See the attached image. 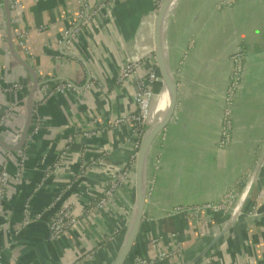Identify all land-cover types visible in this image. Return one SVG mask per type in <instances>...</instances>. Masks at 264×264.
I'll return each instance as SVG.
<instances>
[{"label": "crops", "instance_id": "crops-1", "mask_svg": "<svg viewBox=\"0 0 264 264\" xmlns=\"http://www.w3.org/2000/svg\"><path fill=\"white\" fill-rule=\"evenodd\" d=\"M100 1L71 42V54L62 50L58 40L82 4L93 7ZM228 1L177 0L171 7L163 47L175 78L177 112L165 141L149 159L143 221L127 264L194 260L226 227L231 210L205 212L198 218L184 210L221 203L228 192L238 198L264 148V0ZM156 11L154 0H23L17 11L19 23L10 24L15 57L41 81L71 84L72 89L36 109L41 126L33 141H25L26 149L8 154L0 148V160L10 156L5 158L11 174L25 155L20 179L8 186L6 203L13 214L3 207L6 218L0 216V264H54L46 250L45 227L20 223L25 209L35 220L62 197L64 204H73L78 222L52 242L59 262L111 263L129 222L134 168L113 208L98 211L95 206L114 169L127 164L132 153L130 124L113 123L134 112L133 94L145 65L121 83L117 76L126 62L147 57L154 59L156 69ZM24 29H30L26 58L16 48V37ZM7 35L0 4V79L3 85L18 82L24 87L11 95L0 88V115L16 103L4 130L20 138L33 79L12 58ZM237 49L244 62L229 104V141L223 144V115ZM0 138L7 147L9 140ZM66 148L58 169L49 172ZM243 199L242 210L249 199L251 208L264 204V162ZM251 208L246 215L240 209L196 264H264V228L244 222L254 213ZM113 230L115 240L108 247ZM90 252L93 261H86ZM161 253L172 256L160 260Z\"/></svg>", "mask_w": 264, "mask_h": 264}, {"label": "built area", "instance_id": "built-area-1", "mask_svg": "<svg viewBox=\"0 0 264 264\" xmlns=\"http://www.w3.org/2000/svg\"><path fill=\"white\" fill-rule=\"evenodd\" d=\"M154 1L158 8L162 0H154ZM22 4H23V0H8V6H9V11H10V22L12 25H16L20 21L17 11L22 6ZM101 5H99L97 8L92 10L93 7H88L84 3L82 4V7L79 9L76 16L70 21L69 26L63 32L60 39L58 40V45L61 47L62 50L71 54L70 49H69L71 42L78 34L79 29L81 27L86 26L89 23V21L91 20V18L93 17V15L96 13V11ZM36 30L40 31L41 27H38ZM29 32H30V29H24L16 37V48L19 50L20 54L24 58H26L28 55V49L26 47V39H27V36L29 35ZM240 53H241V50L237 49L236 54H240ZM144 60L142 62L138 60L126 62L120 69L118 76H117V82L121 83L122 81H125L129 79L130 77L135 76L139 67L143 66V64L145 65L142 76L141 75L138 76V79L136 82V90H135V93L133 94V102L135 104L134 112L132 114H129L127 117L123 119L115 120L113 123L114 125H118L120 123L130 124L131 132L133 135L132 143H131L132 153L129 156V160L127 164H125L123 167H116L114 169L111 180L109 181L108 185L104 188L102 196L99 198V200L96 203L95 208L98 211H103L105 209L114 207L115 200L119 192L126 185L129 179V176L131 174V171L134 168L135 159L137 155V152L135 151L136 149H139L138 143L135 139L141 133V126H143L145 129L146 120L150 114L152 103H153V98H154V93H155L154 86L158 81V74L154 66V59L151 57H147ZM0 88H1L2 93L9 94V95L24 91V87L23 85H21V83L14 82L11 84L3 85L2 79H0ZM71 89H72L71 84H67L63 82L49 83L48 81H42V84L38 89L37 96L33 102V122L30 128V132L28 133V136L26 138L27 144L28 142L33 141L32 139L34 135L37 134L41 126V121L38 119L39 117L37 115L36 109L44 105L47 101H49L54 96L65 94L69 92ZM15 109H16V103L12 102L9 104L7 109H5V111H3L0 115V130H1L0 135L4 139L9 140L8 143H6L7 148L14 147L19 141L18 139L19 136L12 138L8 136V132L4 130L7 120L11 117ZM225 121H228V120L224 119L223 121V124H224L223 125V135H222V140H221L223 144H227L229 141L230 122H225ZM143 134H144V131H143ZM24 149H26V145L24 146ZM65 151H67V148L66 150H64L58 155L57 160L52 164V167L49 168V172H52L58 169L60 163L62 162L66 154ZM19 160H20L19 169L17 170L15 174H11L8 170L9 169L8 159H6L3 156L1 157V160H0V202L6 201L8 186L11 183L16 182L20 179V175L22 174L23 168H24L25 155L24 154L21 155ZM47 174H48V171L45 172L44 175H47ZM236 198H237L236 195H234L232 192H228L224 196L221 203L204 204L198 207L185 209L184 211L189 212L194 218L200 217L201 214L205 212H215V213L225 214L226 212L232 209ZM58 200L59 199L57 198L56 201ZM53 204L54 202L49 207H51ZM72 205H73L72 203L63 204L62 207L56 213H54L50 218H48L47 224L50 228L53 241H57L61 239L68 231H70L77 224L78 218L73 213V210L71 208ZM254 210L256 209L252 207L249 212L254 211ZM1 213L3 214V216ZM28 215H29L28 211H26L25 209L24 218L22 219L20 226H27L30 223L39 220L40 217L42 216V214L37 215L35 220H31ZM0 216L3 217V219L6 218L4 211H3V206L1 204H0ZM107 241L111 242L113 241V239L108 238ZM171 256L172 254L170 253H161L159 255V258L160 260H163V259H169L171 258ZM93 258H94L93 252H90L87 255H85L86 261H91L93 260ZM138 263L149 264L148 261H144V260H138Z\"/></svg>", "mask_w": 264, "mask_h": 264}, {"label": "water", "instance_id": "water-1", "mask_svg": "<svg viewBox=\"0 0 264 264\" xmlns=\"http://www.w3.org/2000/svg\"><path fill=\"white\" fill-rule=\"evenodd\" d=\"M177 0H162L159 4L157 11H156V17L154 21V29H153V53L155 58V64L156 69L158 72L159 82H160V90L164 93L166 101L163 104L161 111H162V120L159 123L158 131L160 132V135L156 139L154 143L145 142L144 140V134L142 137V140L139 145V149L136 155L135 164H134V172H133V200L131 205V213L129 217V222L125 230V235L123 237V240L116 251L112 261L110 264H127L133 246L135 244V241L137 239V236L139 234V231L141 229L142 221H143V213H144V204H145V198H146V187H147V170L149 165V159L154 149L160 147L163 142L165 141L167 134L172 126V124L175 121L176 112H177V90H176V83L175 78L172 74V70L170 68L169 60L166 59L164 49H163V28L165 26V18L168 13V11L171 9V7L176 3ZM103 1H100L95 6H93L92 10L97 8L99 5H101ZM0 4L2 5V8L5 13L6 17V23H7V29H8V35H7V42L9 46V51L14 59L15 63L24 69L25 72L29 73L32 76L33 83L31 87L28 90L26 102H25V123L23 130L20 134L19 141L17 144L12 148H7L5 144L2 142L0 138V148L8 153L12 154L22 149V147L25 144L26 138L28 136V133L30 132V128L33 122V102L37 96L38 89L42 84V81L40 80V77L37 75L36 71L31 69L29 66L21 62L19 59H17L14 55L13 51V40L10 35V11L8 6V0H0ZM91 10V11H92ZM166 44V42H165ZM166 54H167V45H166ZM145 130V129H144ZM154 133V134H156ZM264 162V148L256 160V163L253 167V170L245 183L241 193L239 194L236 202L234 203L229 219L232 216V211L235 208V205L239 203L241 196L245 190L248 188H252L256 176ZM34 189V188H33ZM29 196V195H28ZM27 196V198H28ZM26 198V199H27ZM64 197L60 198L58 201H56L51 207H49L43 215L40 217L39 220L34 221L30 223L29 226L32 225H43L45 229L47 230V237H46V250L49 255V257L54 261V264H61L55 254L52 250V234L50 231V228L47 224L48 218H50L54 213H56L64 204ZM246 199H243L241 202V209L245 203ZM0 204L8 209L10 215L13 214V209L6 203V201H1ZM252 200L249 199L248 206L246 207L245 214L248 212V209L251 208ZM244 210H242L244 212ZM264 204L260 207L256 208L255 212L244 219V222L246 223H255L259 225L260 227L264 228ZM11 217V216H10ZM232 223V222H230ZM229 221L226 223V227L218 233L212 241L208 244L206 251L211 249V247L221 238L223 233L227 230L228 226L230 225ZM202 253V255L196 257L194 259V264H196L200 258L205 257V252ZM196 260V261H195ZM34 264H40L39 261H35Z\"/></svg>", "mask_w": 264, "mask_h": 264}, {"label": "bare ground", "instance_id": "bare-ground-1", "mask_svg": "<svg viewBox=\"0 0 264 264\" xmlns=\"http://www.w3.org/2000/svg\"><path fill=\"white\" fill-rule=\"evenodd\" d=\"M171 9L168 11V13L166 15V18H165V27L163 28L164 29V32H165L166 24L168 23V20H169V18L171 16V12H172ZM162 36H163V33H162ZM163 49H164V47H163ZM165 101H166V98H165L164 93L160 90V82H159V77H158V81L156 83V90H155V93H154V98H153V103H152L151 111H150V114H149V116H148V118L146 120V124H145L144 140H145L146 143L147 142L154 143L156 141L157 137L160 135V132L161 131H158L157 133H156V131L158 129H161V128H158V126H159L160 121L162 120V111H161V108H162L163 104L165 103ZM154 133H156V134H154ZM130 183H132V185H131L132 190L131 191L133 192V182H130ZM244 192H246V190ZM244 192H243V194L241 196V199H240L239 203H237L235 205V208L232 211V216L229 219V223L230 222H233L235 220L237 214L240 212V209H241L240 202H242V200H243ZM113 241H111L109 243L108 247H110V244ZM204 251H206V247L202 251L199 252V254L197 255V257L200 256V255H202V253ZM100 252H105V251L101 250ZM194 259H196V258H194ZM194 263H195L194 260H192V261L190 260L189 261L186 258V259H183L181 261H178L176 264H194Z\"/></svg>", "mask_w": 264, "mask_h": 264}, {"label": "trees", "instance_id": "trees-1", "mask_svg": "<svg viewBox=\"0 0 264 264\" xmlns=\"http://www.w3.org/2000/svg\"><path fill=\"white\" fill-rule=\"evenodd\" d=\"M244 62V59H243V56L241 57H233V77L231 76V85L229 86L228 88V91H227V103L228 104H231L232 102V95L234 93V86L235 84L237 83L238 81V75L240 73V70H241V67H242V64ZM53 83V82H52ZM143 131H144V127L141 126V133L136 137V141L138 143V146L140 145V142L142 140V137H143ZM135 152H138V149H136ZM6 158H9L10 156L8 154L4 155Z\"/></svg>", "mask_w": 264, "mask_h": 264}, {"label": "rangeland", "instance_id": "rangeland-1", "mask_svg": "<svg viewBox=\"0 0 264 264\" xmlns=\"http://www.w3.org/2000/svg\"><path fill=\"white\" fill-rule=\"evenodd\" d=\"M232 1H235V0H229L228 2H231L232 3ZM241 56H243L241 53L240 54H234V57H236V58H238V57H241ZM231 76L233 77V71L231 72ZM234 93H235V90H234ZM234 93H233V95H232V98H233V96H234ZM226 105H228V106H226V108H225V110H224V115H223V118L224 119H226V120H228V121H225V122H230V125H231V119H230V111H229V104L227 103ZM224 121V120H223ZM224 122V123H225ZM223 130V129H222ZM150 160H151V158H150ZM149 160V161H150ZM230 211V210H229ZM229 211H228V214H229ZM114 230H116V229H114ZM112 231V233H110V235H109V238H111V239H113L114 238V232L115 231ZM110 241V240H109ZM108 241V242H109Z\"/></svg>", "mask_w": 264, "mask_h": 264}]
</instances>
